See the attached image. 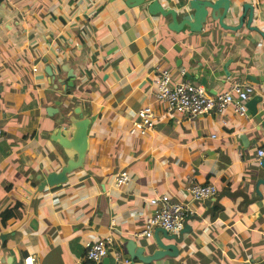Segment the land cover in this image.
<instances>
[{
	"label": "crops",
	"instance_id": "1",
	"mask_svg": "<svg viewBox=\"0 0 264 264\" xmlns=\"http://www.w3.org/2000/svg\"><path fill=\"white\" fill-rule=\"evenodd\" d=\"M159 1L175 9L181 3ZM243 1L253 5L251 25L264 32V0H229L230 8ZM246 16L236 31L210 18L199 31H173L122 0H0V264H20L28 254L37 264H100L85 260L84 244L106 235L108 263L130 264L115 258L128 257L127 238L148 252L156 247L152 235L134 232L158 192L194 212L185 218L178 253L149 264H264V186L258 198L252 175L264 157L256 156L264 147V100L257 115L246 106L244 115L228 107L187 118L153 102L150 83L167 69L213 95L245 78L264 97V38L245 27ZM69 79L73 88L63 90ZM145 103H152L153 127L131 132ZM75 105L88 116L82 165L64 182L36 190V174L66 158L49 138L55 115L45 107ZM120 168L128 180L118 186L112 175ZM186 178L212 184L215 195L192 199Z\"/></svg>",
	"mask_w": 264,
	"mask_h": 264
},
{
	"label": "water",
	"instance_id": "2",
	"mask_svg": "<svg viewBox=\"0 0 264 264\" xmlns=\"http://www.w3.org/2000/svg\"><path fill=\"white\" fill-rule=\"evenodd\" d=\"M179 8L163 5L159 0H122L127 7H137L143 15H156L165 21V26L173 31L180 30L185 26L190 31H199L202 24L207 19L216 20L217 24L228 31H236L242 23L247 13L244 25L250 31L259 33L264 38V32L257 27L251 25L254 16L253 5L248 1H243L239 6L231 7L229 0H180ZM224 17H232L235 23L228 24L224 21ZM222 65L225 75L229 72L226 70V64ZM44 70L48 75V80L52 78V72L48 66H44ZM70 73H67L68 77ZM245 76L251 77L250 73ZM72 85V80H67L63 85ZM206 87V84H205ZM263 92H255L246 99V106L251 111V115H257L258 103H263ZM53 104H60L59 99H53ZM45 112L48 115H55L54 126L49 131V138L54 140L66 154L64 163L58 169H51L43 174H36L38 180L36 190H41L45 186L58 185L66 180L67 174L74 168L82 165L83 155L87 144V126L88 116L84 110L75 105L70 110L58 109L54 106H46ZM262 113V112H261ZM258 124L264 129V120H260ZM243 138L244 134L241 135ZM252 175L254 177V191L257 197H261L259 187L264 186V157L260 159L256 167H254ZM264 188V187H263ZM185 225L175 234L167 232L161 226H155L152 230V238L156 247L151 251H147V245H136L132 238H127L124 243L125 252L128 256L129 263L134 264V260H139L142 264H149L152 260L161 258L162 256H175L178 253V242L182 239V233L185 231ZM161 234L164 240L159 236ZM100 264H109L108 257L103 256ZM241 264H248L243 261Z\"/></svg>",
	"mask_w": 264,
	"mask_h": 264
},
{
	"label": "built area",
	"instance_id": "3",
	"mask_svg": "<svg viewBox=\"0 0 264 264\" xmlns=\"http://www.w3.org/2000/svg\"><path fill=\"white\" fill-rule=\"evenodd\" d=\"M153 102L159 104L164 112L183 113L187 118L207 112H221L231 107L237 114L247 113L246 99L251 96L256 85L245 78L231 81L229 88H224L213 95L206 92L200 83H193L187 79H174L167 69H160L150 79ZM154 110L152 103L143 104L135 110V117L130 124L131 132L145 134L153 127ZM264 147L256 149V156L263 157ZM128 172L125 168L117 169L112 175L116 185L126 183ZM186 193L192 199L209 198L215 195L216 188L210 183H199L192 178H186L184 183ZM151 211L143 218V226L135 235L151 237L155 226L163 227L167 232L177 234L183 227L187 215L193 214V208L185 201L174 198L167 192L153 193L148 198ZM111 236H102L84 244V257L89 261L98 262L111 248ZM120 254V253H119ZM116 252V260L129 263L126 256ZM17 264V263H9ZM20 264H37L30 254L23 256Z\"/></svg>",
	"mask_w": 264,
	"mask_h": 264
},
{
	"label": "trees",
	"instance_id": "4",
	"mask_svg": "<svg viewBox=\"0 0 264 264\" xmlns=\"http://www.w3.org/2000/svg\"><path fill=\"white\" fill-rule=\"evenodd\" d=\"M73 88V86H70L69 89ZM8 216V209L4 210L2 213V217ZM88 263H92L91 261H89L88 259H85Z\"/></svg>",
	"mask_w": 264,
	"mask_h": 264
}]
</instances>
